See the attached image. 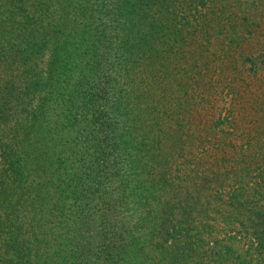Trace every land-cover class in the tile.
<instances>
[{
  "label": "trees",
  "instance_id": "1",
  "mask_svg": "<svg viewBox=\"0 0 264 264\" xmlns=\"http://www.w3.org/2000/svg\"><path fill=\"white\" fill-rule=\"evenodd\" d=\"M222 3L0 0V264H264V180L205 201L165 130Z\"/></svg>",
  "mask_w": 264,
  "mask_h": 264
},
{
  "label": "rangeland",
  "instance_id": "2",
  "mask_svg": "<svg viewBox=\"0 0 264 264\" xmlns=\"http://www.w3.org/2000/svg\"><path fill=\"white\" fill-rule=\"evenodd\" d=\"M221 8L222 29L212 33L205 60L203 99L197 104L191 91L189 100L182 96L172 104L175 115L164 120L172 134L177 119L183 124L184 144L174 151L182 159L181 180L199 193L200 178L211 176L209 189L201 192L205 201L223 188L228 203L239 191L235 171L241 176L251 168L256 180H264V0H223ZM253 219L263 227V214L254 213Z\"/></svg>",
  "mask_w": 264,
  "mask_h": 264
}]
</instances>
